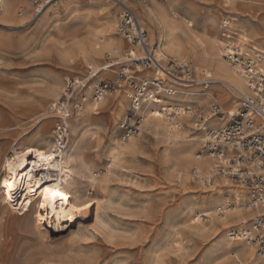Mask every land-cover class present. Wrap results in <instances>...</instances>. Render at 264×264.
Returning a JSON list of instances; mask_svg holds the SVG:
<instances>
[{
	"label": "bare ground",
	"instance_id": "bare-ground-1",
	"mask_svg": "<svg viewBox=\"0 0 264 264\" xmlns=\"http://www.w3.org/2000/svg\"><path fill=\"white\" fill-rule=\"evenodd\" d=\"M80 1L86 5L94 2V0ZM108 1L114 2L119 8L120 5H126L133 12L138 27L142 31L146 32L145 29L150 31L153 41L147 34V45L154 51L155 59L161 67L166 68L169 61L180 64L184 61L181 60L183 58L192 63V67H190L192 77L191 81H188L189 83H178L165 78L164 81L168 85L171 95L163 94L161 105L145 102L136 109L133 108L132 114L140 117L145 128L149 127V132L153 136L163 138V144L167 142L161 151L163 153L162 165L167 179L173 178L172 175L175 173V181L180 183L178 187L196 191L194 193H200L197 188L198 183L202 184L207 179L213 180L210 191L200 193L197 198L186 204L187 210L183 224L187 235L203 237L212 232L219 231L220 233L219 242L210 249L204 248L195 264H232L228 256L236 259L234 264H264V258L255 254L252 245L243 241H230L228 237L234 227L248 224L260 213L259 210L252 211L249 204L245 203L247 199L245 196L250 194L251 197V192L241 187L238 190H233L234 186L227 180L213 177L210 162L204 154L195 155L194 162H190L188 159L189 150L196 147L202 139L191 137L188 134L189 127L187 125L191 124L187 116L180 117L179 130L171 131L160 111L166 105H175L180 109L185 106H193L191 109H194L196 105H206L213 97L219 101L223 115L211 118L209 125L215 127L221 122L224 126L228 114L235 112L238 108V97L221 82L228 84L242 95L246 94V89L243 79L229 67L217 51L216 39L211 29L214 23H211L212 20L209 18H191L188 12L178 10L181 4L194 3V0H164L161 3L156 0ZM197 1H216L226 7L231 3L233 10L229 13L234 12L237 15H240L244 9L251 11L252 8L260 10L259 8L264 7V0ZM4 4L5 8L0 12V23L15 21V15L11 12V3L8 0ZM105 10L106 13H101L105 17V29L92 26L89 30H84V34H79L77 31L71 39L64 42L63 45L68 47L70 44H74L78 49L76 56H70L67 48L65 51L67 64L72 72L80 73L84 70L88 71L92 67L96 71H101L97 79H101V74L109 77L115 68H109L111 67L109 62L100 63L103 62L104 55L110 54L112 57H117L122 49L129 47L113 38L112 14L109 8H105ZM198 20L205 31L203 35L194 29L193 22ZM259 24L264 31V20H259ZM233 30L240 34L250 33L253 35L260 44L255 48V52L264 55V37L253 30H248L242 24L221 28V35ZM59 35L60 31L57 33V37ZM219 41L224 40L220 39ZM245 41L247 39L240 36L234 40V43L241 47L245 45ZM75 47L73 48L75 49ZM128 50L134 51L138 56L142 55L139 47H130ZM116 61H113V66L117 65ZM99 63L101 65H98ZM106 68H108L107 71L104 70ZM136 71L137 78L145 77L138 75L145 70L137 67ZM159 76H161L160 72ZM206 78L216 82L206 88L202 84ZM73 80L80 86L73 93V100L68 107L69 117L65 128L68 142L64 149L58 146V139L56 140L54 137L56 127L53 131L54 141L51 142L48 138L53 122L49 118L57 119L54 113L49 112V108L59 95V85L61 84L58 80L47 81L44 88L45 95L42 97V102L50 103L48 111L37 112L29 109L23 111L25 116H29L28 118L44 120L38 130L40 141L37 146L12 149L10 156L5 154L0 159V216L3 226L8 227L17 224L24 229L27 222L30 221V226L39 239L65 231H70V234L76 239L93 240L98 235L111 239L116 234V230L111 226L108 212L113 209H123V206L121 202L111 197L100 198L98 195L108 192L112 177H116L118 171L123 170L124 152L136 149L140 145L136 140L130 141L129 144L113 140V144H107L102 151L107 163L103 169L104 173L101 172L97 165L98 154L95 148L103 120L98 117L100 113L96 112V109L100 103L104 102V105L108 106L116 102L117 113L114 119L117 120L128 107L129 92L124 90L111 98L105 96L100 103H96L92 101V95L97 80H90L88 72L82 78L75 76ZM89 90H91V94L87 99L85 94ZM90 99L92 103L89 101ZM48 113L49 115H47ZM57 125H61L60 120ZM37 153H43L45 157L51 156L52 159H42ZM38 165L39 167H37ZM190 166L193 171L188 176L187 169ZM183 174V180H179ZM191 183L194 186H191ZM45 189L50 191H45ZM55 192H61L68 196V201L59 195H54ZM226 193L229 195L227 196ZM248 199L250 198L248 197ZM41 204L44 205L43 208ZM86 204L90 207L84 208ZM226 205L229 208L219 216V211ZM74 209L82 210L75 211ZM204 217H207L206 220ZM73 227L76 231L72 230ZM231 242L242 245L233 254L230 253L233 245ZM172 245L174 252L183 251L182 242L178 239L173 240ZM166 256L164 250L159 251L152 258L154 264H167Z\"/></svg>",
	"mask_w": 264,
	"mask_h": 264
},
{
	"label": "rangeland",
	"instance_id": "rangeland-1",
	"mask_svg": "<svg viewBox=\"0 0 264 264\" xmlns=\"http://www.w3.org/2000/svg\"><path fill=\"white\" fill-rule=\"evenodd\" d=\"M7 1L4 0V3ZM9 2L11 12L16 19L10 23H0V159L5 154L10 156L12 149L39 145L38 130L44 120L28 118L29 116H25L23 111L28 109L37 112L48 111L50 103L42 102L47 81L56 79L61 84L59 95L53 101L55 103L64 91L66 81L73 80L75 76L82 78L88 72L84 70L74 73L67 64L66 48L70 56L78 55V49L74 44H68L70 48L63 45L73 37L74 33L79 31V34H84V30H89L92 26L105 29L103 14L106 13L105 8H109L113 21V38L129 47L122 49L117 57L104 55L103 62L100 63L110 61L112 63L122 58L130 47L136 48L117 33L116 24L121 10L112 1L94 0L86 5L80 0H53L43 9V14L35 17H33V0H9ZM261 8L260 10L252 8L251 11L244 9L240 15H237L234 12L229 13L233 10L231 3L226 7L216 1L194 0V3L181 4L178 10L188 12L191 18L212 20L214 26L211 29L220 55L218 47L220 39L234 43L235 39L244 36L247 39L246 45L254 50L260 46L250 33L240 34L233 30L221 35V28L242 24L248 30H253L264 37V31L259 24V20H264V7ZM193 24L194 29L203 35L205 31L199 20L194 21ZM140 26L142 27V24ZM145 30L151 38L150 31ZM59 31L60 35L57 37ZM150 40L153 41L152 38ZM181 60L188 62L192 67L189 60L185 58ZM100 63L98 65H101ZM114 68L117 71L118 68ZM149 73L151 72L145 70L138 75L145 76ZM111 77L112 74L109 77L101 74V79L96 80H109ZM89 91L85 94L87 99L91 94V90ZM123 91L109 94L106 98L115 97ZM89 101L92 103L91 99ZM209 103L210 100L206 105L194 107L205 113ZM192 107L185 106L183 109ZM96 112L100 113L98 117L103 120L95 148L98 154L97 165L101 172L104 173L103 169L107 163L102 154L107 144H113V140L124 144L136 140L140 145L136 149L124 152L123 170L118 171L116 177H112L109 191L98 195L100 198L111 197L122 203L123 209H113L108 212L111 226L116 230V234L111 239L98 235L93 240H83L76 239L70 231H65L39 239L31 228L30 221L24 229L17 224L8 227L3 226L0 216V264H154L152 258L161 250L166 252L167 264H195L204 248L210 249L219 242L220 233L212 232L203 237L187 235L183 224L186 204L210 189L200 182L197 184L200 193H194L196 191L178 187L180 183L175 181V173L171 179L165 177L161 151L167 142L163 144V138L153 136L149 132L150 128H145L140 117L133 116L131 101L124 114L117 120L114 119L117 113L116 102L108 106L104 105V102L100 103ZM49 119L53 122L48 138L53 142V131L58 120ZM209 121L205 130H217L223 125L220 121L218 126L210 127ZM190 124L187 125L188 134L202 139L196 147L189 150L188 159L194 162V156L201 155L200 150L206 134L202 130L198 132L194 129L191 121ZM132 127H139V131L132 136H126L125 129ZM187 170L188 176L192 174L191 166ZM183 178L184 174L179 180ZM191 186L194 184L191 183ZM234 189L238 190L240 187ZM245 197L247 198L245 203L248 204L250 194ZM206 218L204 217V220ZM249 224L251 221L247 225ZM239 227H234L232 230ZM72 230L76 231L74 227ZM176 239L182 242L181 252L173 250L172 241ZM240 246L242 245L233 243L230 253L236 252ZM228 259L232 264L236 260L232 256H228Z\"/></svg>",
	"mask_w": 264,
	"mask_h": 264
},
{
	"label": "built area",
	"instance_id": "built-area-1",
	"mask_svg": "<svg viewBox=\"0 0 264 264\" xmlns=\"http://www.w3.org/2000/svg\"><path fill=\"white\" fill-rule=\"evenodd\" d=\"M51 1L53 0H33L34 16L40 15ZM156 1L161 3L164 0ZM2 10L3 0H0V12ZM120 10L116 24L117 33L130 45L141 48L142 55L138 56L134 51L127 50L124 56L115 62L117 65L113 66V62H109V68L118 69L112 73L109 80L96 82L92 101L100 103L102 98L109 94L128 90V99L134 109L145 102L161 105L163 94L171 95L164 79L189 83L192 77L190 64L185 61L180 64L169 61L166 68L161 67L155 59L154 51L147 45V33L138 27L133 12L126 5H120ZM218 43L222 59L243 79L246 89V94L242 95L221 82L239 99L238 108L228 114L225 125L217 130H205L209 119L223 116L219 101L213 97L210 98L205 113L198 108L180 109L175 105H166L160 111L171 131L179 130L182 115L190 119L198 132L204 131L206 137L200 152L208 158L213 177L225 179L232 186L251 192L249 208L252 211L259 210L260 213L251 224L232 230L228 237L230 241H243L252 245L255 254L264 258V55L255 52L246 44L238 47L229 40ZM137 67L151 73L137 78ZM104 70L107 71L108 68ZM100 72L91 67L88 69V77L90 80L97 79ZM214 82L216 81L206 78L202 84L207 88ZM79 86L74 80L66 81L61 96L49 108V112L54 113L61 122V125L55 128L54 137L58 139V146L62 149L68 142L65 129L69 117L68 107L72 102L73 93ZM125 131L126 136H132L139 131V127L126 128ZM212 184V179L203 181V186L207 189H210ZM227 208L228 205L224 206L219 211V216L224 214Z\"/></svg>",
	"mask_w": 264,
	"mask_h": 264
},
{
	"label": "snow or ice",
	"instance_id": "snow-or-ice-1",
	"mask_svg": "<svg viewBox=\"0 0 264 264\" xmlns=\"http://www.w3.org/2000/svg\"><path fill=\"white\" fill-rule=\"evenodd\" d=\"M37 155L41 156L42 159H46V160H51V159H52L51 156H47V157H45V156L43 155V153H37ZM37 167H39V165H38ZM45 191H50V190H49V189H45ZM54 195H59V196H61L62 199H64L65 201H68V199H69L68 196L63 195V193H61V192H55ZM9 199H11V197H9ZM41 207L43 208L44 205L41 204ZM88 207H90V205H87V204L84 205V208H88ZM74 210H75V211H81L82 209H74Z\"/></svg>",
	"mask_w": 264,
	"mask_h": 264
},
{
	"label": "crops",
	"instance_id": "crops-1",
	"mask_svg": "<svg viewBox=\"0 0 264 264\" xmlns=\"http://www.w3.org/2000/svg\"><path fill=\"white\" fill-rule=\"evenodd\" d=\"M3 9H4V0H3ZM33 10H34V7H33ZM33 17H35V16H33Z\"/></svg>",
	"mask_w": 264,
	"mask_h": 264
}]
</instances>
